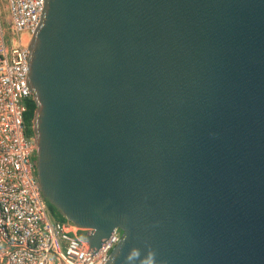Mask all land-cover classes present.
Wrapping results in <instances>:
<instances>
[{"label":"water","instance_id":"95a60500","mask_svg":"<svg viewBox=\"0 0 264 264\" xmlns=\"http://www.w3.org/2000/svg\"><path fill=\"white\" fill-rule=\"evenodd\" d=\"M28 52L40 192L104 264H264V0H44Z\"/></svg>","mask_w":264,"mask_h":264},{"label":"built area","instance_id":"2783aa9c","mask_svg":"<svg viewBox=\"0 0 264 264\" xmlns=\"http://www.w3.org/2000/svg\"><path fill=\"white\" fill-rule=\"evenodd\" d=\"M0 4V264H104L122 232L114 229L94 253L81 239L92 231L54 219L36 177L27 60L44 0Z\"/></svg>","mask_w":264,"mask_h":264},{"label":"trees","instance_id":"16d2710c","mask_svg":"<svg viewBox=\"0 0 264 264\" xmlns=\"http://www.w3.org/2000/svg\"><path fill=\"white\" fill-rule=\"evenodd\" d=\"M34 109H35V105L31 102L29 104L28 113L26 114V117H25L27 125H28V128H29L28 132H29L30 135L32 133L30 126H31V120L33 118ZM47 206H48V209H49L51 215L54 217V219L59 220V221H65V219L48 202H47Z\"/></svg>","mask_w":264,"mask_h":264},{"label":"rangeland","instance_id":"374dc122","mask_svg":"<svg viewBox=\"0 0 264 264\" xmlns=\"http://www.w3.org/2000/svg\"><path fill=\"white\" fill-rule=\"evenodd\" d=\"M0 7H1V9H2L3 5H2V4H0ZM3 19H4V14H3Z\"/></svg>","mask_w":264,"mask_h":264}]
</instances>
